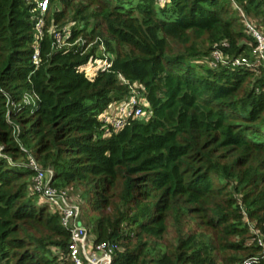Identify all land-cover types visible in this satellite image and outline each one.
<instances>
[{
    "label": "trees",
    "instance_id": "16d2710c",
    "mask_svg": "<svg viewBox=\"0 0 264 264\" xmlns=\"http://www.w3.org/2000/svg\"><path fill=\"white\" fill-rule=\"evenodd\" d=\"M235 3L264 33V0H48L42 35L36 3L0 0V264H74L62 213L30 189L31 155L98 212L112 264H264V71L206 62L223 40L250 54ZM71 22L85 44L58 48ZM102 42L113 65L92 75ZM120 75L151 114L106 135Z\"/></svg>",
    "mask_w": 264,
    "mask_h": 264
},
{
    "label": "built area",
    "instance_id": "2783aa9c",
    "mask_svg": "<svg viewBox=\"0 0 264 264\" xmlns=\"http://www.w3.org/2000/svg\"><path fill=\"white\" fill-rule=\"evenodd\" d=\"M28 1L36 3V10L40 12L39 16H37L36 28L39 31V35H42V26L48 7V0ZM235 6H237L242 15L245 31L254 39V43H250V54L242 53L235 56L229 55L226 51V49L229 48V42L223 40L213 46V50L206 59V62L211 67L215 68L219 66L244 67L252 69L257 74H260L264 71V33L258 27L255 20L248 17L244 10L237 4ZM75 24V22H71L55 34L58 48L65 45L83 46L85 44V40L82 38L76 40L75 43L68 42L72 27ZM96 42H98V40L94 43ZM94 43L86 47L88 48ZM84 50L85 49H83V52ZM99 51L101 56L96 58L95 68L91 73L92 75H97L99 72H109L113 65L112 55L107 52L103 42L100 44ZM33 59L35 63L39 62V52L37 50L33 55ZM120 79L129 87V92L123 100L109 104L108 108L100 114L99 119L106 127V135H112L121 130L130 120H147L151 114L148 111L150 104L145 93V87L141 83L129 81L122 75H120ZM29 165L36 172L30 186L31 191L40 194L42 197L41 201L47 203L51 209L60 211L62 213L63 225L71 230L70 257L74 264H112L114 254L119 249V245L117 243H97L95 241L89 243V231L80 220V204L73 198L72 201H70L66 192L58 191L50 185V178L53 171L51 169L44 170L40 161L33 155L30 156ZM255 233L257 235L255 240L262 248L264 256V235L257 230ZM243 264H250V261Z\"/></svg>",
    "mask_w": 264,
    "mask_h": 264
},
{
    "label": "rangeland",
    "instance_id": "374dc122",
    "mask_svg": "<svg viewBox=\"0 0 264 264\" xmlns=\"http://www.w3.org/2000/svg\"><path fill=\"white\" fill-rule=\"evenodd\" d=\"M169 2L170 0H159V5L161 7H164L165 5L169 4ZM75 191L77 190L72 189L71 191H69L70 195H68V198L70 201H72V197H73V199H75L80 204V208H81L80 220L83 222V224L87 227L89 231V243H93L96 240V233L94 228L99 214L97 211L91 210L92 207L90 202L87 199H83L81 197L79 198L78 193H76Z\"/></svg>",
    "mask_w": 264,
    "mask_h": 264
}]
</instances>
